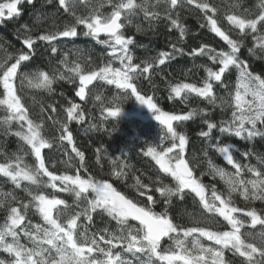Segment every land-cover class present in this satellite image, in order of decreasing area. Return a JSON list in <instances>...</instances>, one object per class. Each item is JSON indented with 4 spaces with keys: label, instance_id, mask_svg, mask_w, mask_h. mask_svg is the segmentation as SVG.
I'll list each match as a JSON object with an SVG mask.
<instances>
[{
    "label": "snow or ice",
    "instance_id": "snow-or-ice-1",
    "mask_svg": "<svg viewBox=\"0 0 264 264\" xmlns=\"http://www.w3.org/2000/svg\"><path fill=\"white\" fill-rule=\"evenodd\" d=\"M24 2L0 3V23L5 16L9 19L22 16L23 9L18 6ZM26 2L34 5V0ZM79 6L86 8L85 14L77 15ZM105 8L110 11H103ZM186 8L198 11L206 22L202 27H209L226 42L228 50L217 51L206 43L192 48L188 56L207 57L213 67L202 66L206 75L199 84L184 80L170 82L168 99L180 98L187 104L194 95L212 109L220 108L221 115L230 108L228 119L214 121L208 109L203 108H190L182 113L164 111L152 95L142 94L137 87L139 78L151 82L150 73L185 52L173 43L171 51L158 52L153 61L135 62L132 48L136 42L133 36L125 35L126 26L132 23L133 17L142 15L150 24L163 22L178 31L182 40L189 31L182 16ZM57 9L67 14L71 22L62 27L53 24L50 29L42 30L39 28L41 17L37 16L35 29L27 24L21 26V48L0 60V111L5 113L0 121L4 134L19 138L27 149H21L22 154L0 153L3 156L0 177L12 185L11 191L0 190V210L4 212L0 223V252L7 257L0 258V264H233L237 257L240 264H264V209L237 207L233 201V194H239L245 201L264 202V154L252 149L240 152L235 143L227 142L232 138L249 142L257 137L264 139V67L256 71L249 63L251 58L264 60V0H259L254 9L229 4L223 10V20L239 34L237 39L221 26L218 16L222 9L215 0H57ZM34 30L38 32L35 36ZM136 30L142 29L137 26ZM80 35L106 45L110 49L108 59L93 67L92 57L83 50H77V59L81 61L77 62L70 60L67 51L61 52L55 46L65 41L74 44ZM248 35H251V47L244 43ZM38 41L46 43L54 59L60 57L57 67H34ZM245 47L249 59L243 58ZM116 63L119 67L114 66ZM233 69L238 73L235 88L227 92L225 99L217 95L216 86L227 90L229 85L225 80ZM63 80L77 85L74 95L81 102L89 98L90 86L96 82L115 86L118 93L108 101L110 106H104L101 95H94L101 102L104 119L119 118L124 111L119 102L130 93L161 124L162 134L157 143L143 153L154 161L155 178L143 172L133 175L135 182L131 187L135 189V196L121 191L112 182V178L120 182L129 179L124 170L128 167L126 164H121L119 170L113 168L108 179H97L86 168L83 169L86 175H81L85 154L75 146L73 133L68 128L72 121H85L81 104L69 101L65 122L53 120L54 105H41L39 114L33 118L24 99L25 86L52 93L54 84ZM197 117H206L203 119L205 130L199 131L198 137L207 141V148L222 158L226 166L214 162L207 149L202 150L207 171L200 170L195 157L187 155L190 138L178 129ZM46 120L60 123L59 141L72 144L81 165L75 174H58L46 163L45 149L53 147L44 133ZM13 122L18 127L14 132ZM96 128V124H91L86 131ZM166 142H170L169 146H165ZM27 155L34 158L33 164L25 162ZM206 175L213 182L206 184L203 179ZM218 181L223 182L224 190L218 189ZM17 191L26 194L27 202L17 197ZM59 193L70 194L73 202L61 198ZM189 195L203 213L222 217L228 230L215 231L203 215L197 219L191 213L188 214L191 226L177 223L170 208L174 200L184 202ZM157 207L163 210L156 211ZM30 209L39 215L41 223H32L28 216ZM96 214L115 221L116 230L91 231ZM130 221L138 222L139 227L130 225ZM257 226L259 231H242L246 227L255 230ZM203 239L211 243L206 246ZM165 240L171 244L164 246ZM228 252L233 259L226 256Z\"/></svg>",
    "mask_w": 264,
    "mask_h": 264
},
{
    "label": "trees",
    "instance_id": "trees-1",
    "mask_svg": "<svg viewBox=\"0 0 264 264\" xmlns=\"http://www.w3.org/2000/svg\"><path fill=\"white\" fill-rule=\"evenodd\" d=\"M7 2V0H0V3ZM259 2V0H215V3L222 9V13L218 16L219 22L225 31L232 35V38H239V34L223 20V10L227 9L229 4H240L243 8H252ZM22 7L23 15L18 18L9 19L5 16L3 23H0V60L7 54H13L16 49L21 48L20 41L23 39V32L21 26L27 24L29 27L35 29L36 18L40 16V29H50L53 24L63 26L64 23L71 22V18L62 11L57 9V0H34V5L25 2L18 6ZM77 15L85 14L86 8L79 6L76 9ZM103 11H110L109 8H105ZM42 14V15H41ZM183 22L189 29L186 36L180 40L179 33L176 30L170 29L163 22L145 21L142 15L133 17L132 23L126 26L125 35L133 36L135 39V47L132 48L135 62L141 60L153 61L160 51H171V45L176 43L177 47H183L185 55L177 56V58L166 65L160 66L154 72L150 73L151 82L147 78H139L136 83L138 89L142 94L152 95L157 102L158 106L167 112L182 113L188 111L190 108L208 109L214 121L220 119H228L231 115V109H225L223 115H221V109H212L206 101L196 96L189 97L188 103L185 104L180 98L172 100L168 99V85L170 82H178L184 80L185 82L201 83L206 73L204 67H213L211 61L207 57L196 58L188 56L187 53L197 44L206 43L210 47L215 48L217 51L228 50L226 42L216 36L206 22L201 18L198 11L194 9L186 8L182 12ZM46 17V19H45ZM137 26L141 27V31L137 32ZM37 31H33L32 35H37ZM105 38V37H101ZM244 43L247 47L252 46L251 35H248ZM38 47L36 48V58L33 61L34 67L43 68L46 65L48 67H57V60L60 58H53L49 55L50 49L45 42L38 41ZM61 52L67 51L69 53L70 60H77V50H83V52L92 57V66H98L102 64V61L108 59L107 53L110 49L106 45L97 44L92 38L84 37L80 35L75 39V43H58L55 45ZM247 47L242 49L243 58L249 59L247 53ZM259 56V53L257 54ZM249 63L252 68L259 71L261 67H264V60L258 58L249 59ZM114 66L119 67L116 63ZM237 71L232 70L231 75L227 76L225 83L229 85L228 89L216 86V92L218 96L228 98L227 92L233 91L235 88ZM154 85V86H153ZM55 91L52 93L46 90H33L25 86L23 90L24 99L26 105L30 108V113L35 119L40 112L41 105L45 107L54 105L56 107V113L53 115V120L65 122L66 112L65 109L70 106L69 101L81 104V108L84 110L85 121L83 123L78 121H72L69 123L68 128L73 133V139L75 146L85 154V160L83 167L81 168L79 158L76 157L72 151V144L67 141H59L58 137L61 135L60 123L53 124L51 120H46L44 129L45 135L52 141L53 147L51 149H45L46 163L49 164L50 170H55L58 174L62 172H68L75 174L76 168H81V175H86L83 171L84 168L88 170L92 176L97 179H108L111 177L113 168L120 169L121 164H126L124 170L128 172L129 179L125 182H120L112 178V182L121 191L126 194L135 196V189L131 185L135 182L131 177L133 175H140L141 172L147 176L155 178L156 169L153 167L154 161H151L150 157H146L143 153L147 147L153 146L157 143V139L162 134L161 124L154 118L145 119L141 116L131 115V112L136 108L138 101L130 93L126 94L127 99H123L119 102V106L124 109L122 115L119 118L109 117L104 119L101 115V102L94 99V95H101L105 101L104 106H110L108 101L114 95H117L118 90L115 86H105L102 83L96 82L94 86H90L91 94L89 98L81 102L78 97L74 95V89L76 84L69 83L67 80L57 81L54 86ZM61 93L64 95L61 96ZM51 114V113H49ZM5 113L0 111V117H3ZM206 117H197L195 120L186 122L182 129L190 138L189 152L187 155L194 156L195 162L200 166V170L207 171L206 160L203 157L204 149L209 151V156L213 158L214 162L226 166L217 154H214L212 150L207 148V141L201 140L198 137V133L203 129V119ZM91 124H96L95 130H88ZM18 130L15 122L12 124V131ZM230 143H235L240 152L252 149L258 154H264V139L257 137L254 141H244L239 138H232ZM170 142H166L165 146H169ZM27 151L26 147L22 145L19 138L14 135H5L4 126L0 121V153L11 154L13 152ZM97 149L100 152L97 153ZM99 155V160L97 159ZM3 160V156L0 155V161ZM24 160L28 164L34 163V158L31 155L24 157ZM115 161V164L113 163ZM248 162L247 160L244 161ZM252 163H256L255 158H251ZM55 168H52V165ZM229 170L230 167H229ZM247 178H251L248 176ZM204 182L211 183L212 178L210 176H204ZM165 183H172L170 180H165ZM217 187L220 190H224L225 186L222 181L217 182ZM0 190L11 191L12 185L10 182L0 177ZM51 192V189L46 190ZM19 199H24L27 202L26 194L22 191L15 193ZM60 197L72 203L74 197L68 193H59ZM233 201L235 206L248 208L255 207L257 210L264 209V202L261 201H245L239 194H233ZM83 204V202H81ZM79 211V208L76 209ZM161 207H157L156 211H162ZM189 213H191L197 219L203 215L205 219L209 221V226L215 231L228 230L227 223L222 217L218 215L206 214L202 212L200 206L193 200L192 196H186L184 202L177 203L173 201V207L170 208V214L176 217L177 223H182L187 226H191L189 219ZM29 218L33 224L41 223V218L34 210H29ZM241 219H245L243 216ZM4 212L0 210V223L3 222ZM130 225L139 227L133 221L129 222ZM108 228L110 231H115L117 225L115 221H112L106 215L96 214L94 216V222L91 227V231ZM242 231H259L250 228L242 229ZM206 246L211 243L206 239L202 240ZM164 246L171 244V241L165 240ZM120 251L121 249H115ZM226 256L230 259L232 255L230 252L226 253ZM0 258H7L6 254L0 252ZM143 259V257H141ZM233 264H240V258H234Z\"/></svg>",
    "mask_w": 264,
    "mask_h": 264
},
{
    "label": "rangeland",
    "instance_id": "rangeland-1",
    "mask_svg": "<svg viewBox=\"0 0 264 264\" xmlns=\"http://www.w3.org/2000/svg\"><path fill=\"white\" fill-rule=\"evenodd\" d=\"M131 115L141 116L145 119H151V118L153 119L154 118L152 111L149 110L146 105H141L139 102H138L136 108L131 112Z\"/></svg>",
    "mask_w": 264,
    "mask_h": 264
},
{
    "label": "water",
    "instance_id": "water-1",
    "mask_svg": "<svg viewBox=\"0 0 264 264\" xmlns=\"http://www.w3.org/2000/svg\"><path fill=\"white\" fill-rule=\"evenodd\" d=\"M102 37H104L103 35H102ZM133 222H135V221H133ZM136 224H138V222H135Z\"/></svg>",
    "mask_w": 264,
    "mask_h": 264
}]
</instances>
